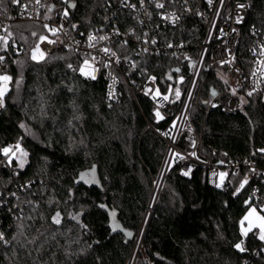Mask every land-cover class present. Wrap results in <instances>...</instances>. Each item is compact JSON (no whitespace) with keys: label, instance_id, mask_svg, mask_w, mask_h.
<instances>
[{"label":"trees","instance_id":"trees-1","mask_svg":"<svg viewBox=\"0 0 264 264\" xmlns=\"http://www.w3.org/2000/svg\"><path fill=\"white\" fill-rule=\"evenodd\" d=\"M72 1L74 17L89 27L100 23L113 0ZM245 1L249 9L237 60L247 103L227 113L224 97L203 111L208 107L203 102L223 87L211 74L190 119L205 145L264 166V94L251 88L253 59L246 50L251 28L264 37V0ZM13 29L22 50L10 54L12 86L0 113V192L8 199L0 207L7 241H0V264H126L167 152V142L147 121L162 129L169 118L159 117L143 96L140 104L126 91L108 100L106 74L94 79L80 74L81 56L72 50L33 60L43 25L16 23ZM166 62L154 58L149 71L166 74ZM191 143V134L183 133L179 145ZM14 145L19 149L10 156ZM244 174L230 173L232 187L224 191L207 184L202 168L188 175L174 161L136 263L264 264V240L256 230L245 236L246 249L236 247L244 237L240 218L252 204L250 188L258 185L264 193L263 174L249 182Z\"/></svg>","mask_w":264,"mask_h":264},{"label":"built area","instance_id":"built-area-1","mask_svg":"<svg viewBox=\"0 0 264 264\" xmlns=\"http://www.w3.org/2000/svg\"><path fill=\"white\" fill-rule=\"evenodd\" d=\"M72 3V0H0V77L9 78L0 79V92L5 83L9 88L12 86L10 54L22 50L13 26L38 23L45 28L37 40L45 55L59 49L78 53L81 62L78 68L74 64L72 68L90 78L105 73L108 100L117 101L126 91L140 104L143 96L159 117L169 118L162 129L147 121L148 128L167 142L164 163L175 159L188 175L202 168L207 184L224 191L232 187L230 173L245 172V182L264 175V166L255 161L233 160L226 150L205 145L190 119L192 106L201 107V95L211 74L216 75V82L223 87L216 89L212 99L203 102L208 105L203 111L208 113L224 97L227 113H236L245 105L247 97L242 91L246 81L237 52L244 41L242 21L249 9L247 1L113 0L101 12L100 23L89 27L76 20ZM251 34L252 41L246 48L253 59L251 88L264 94V37L254 28ZM154 58L168 60L170 68L166 74L149 71ZM4 106L2 95L0 113ZM185 132L191 134L189 148L179 145ZM9 152L12 156L13 150ZM4 193L0 192V207L8 201L1 199ZM249 198L264 209V193L258 185L250 188ZM9 210L12 213V208ZM238 245L246 249V237Z\"/></svg>","mask_w":264,"mask_h":264},{"label":"rangeland","instance_id":"rangeland-1","mask_svg":"<svg viewBox=\"0 0 264 264\" xmlns=\"http://www.w3.org/2000/svg\"><path fill=\"white\" fill-rule=\"evenodd\" d=\"M33 56H35V58H33ZM44 57H45L44 52L41 50L39 44L36 43L32 47L31 58L33 60L40 61V60L44 59ZM9 89L10 88L5 83L1 87V92L3 93V95H5ZM244 103L245 104L247 103V100L245 98H244ZM18 149H19V147L17 149H13L12 148V150H13L12 156H14V154L17 153ZM164 161H165V158H164ZM164 161H163V165H162V169H161L160 173L162 172V177L164 176V174H166V175H165L164 179L162 177L159 179V175H160V173H159V175L154 180L153 187H152V192H151V202H152L151 204H152V206L151 207L148 206V209L146 210L145 217H144L145 220H146L147 213H148V215H149V212L151 213V208L153 207V204L156 203V201H157V199L159 197V194H160V192L163 189V186H164L165 179L167 177L168 171L170 170L171 165L175 161V159H174L173 162L169 163L168 167H167V164L164 163ZM253 209H255V211H253ZM145 220H144V224L142 225L141 231L138 234L137 239L135 241V244H136V242H138L139 239H140L141 243H140L139 248L141 250L143 249V247H142V240H143L142 237L144 235L143 233H144V228H145V225H146V221ZM239 224H240L239 225L240 226V231H241V233L243 234L244 237L249 232H251L252 230H256L258 235H259V237L261 238L262 236H264V212H263V210L260 207H258L257 205H255L254 203L250 204V206L248 207L246 212L240 218ZM135 244H134V246H135ZM134 246H133L132 250L134 249ZM138 250H137V253H136L137 255H135V257H134V261L131 260V257H132V251H131L130 257H129V259H128L126 264H137L136 260H137V257H138Z\"/></svg>","mask_w":264,"mask_h":264},{"label":"snow or ice","instance_id":"snow-or-ice-1","mask_svg":"<svg viewBox=\"0 0 264 264\" xmlns=\"http://www.w3.org/2000/svg\"><path fill=\"white\" fill-rule=\"evenodd\" d=\"M159 6H161L162 7V5H159ZM65 15H67V13H65ZM41 39L43 40V39H45L44 37H41ZM90 39H93V37H90ZM101 39H104V37H101ZM51 42V41H50ZM105 52H107L108 51V49H105L104 50ZM33 58H35V56H33ZM93 79L95 78V77H92ZM0 79H2V80H7V79H9L8 77H0ZM178 94V93H177ZM251 94V93H250ZM3 95V93L2 92H0V96H2ZM166 98V97H165ZM18 147V146H17ZM8 151H9V149H4V152H5V154H7L8 153ZM24 155H26V153H24ZM253 211H255V209H253ZM113 215H114V213H113ZM59 221H57V223H58ZM262 239H264V236H262L261 237ZM0 241H4V236H3V233H0ZM5 243H7V241H4ZM236 247L237 248H239L240 247V245H236Z\"/></svg>","mask_w":264,"mask_h":264},{"label":"bare ground","instance_id":"bare-ground-1","mask_svg":"<svg viewBox=\"0 0 264 264\" xmlns=\"http://www.w3.org/2000/svg\"><path fill=\"white\" fill-rule=\"evenodd\" d=\"M152 203V202H151ZM149 215H150V212H149ZM149 215H148V213H147V216H146V222H147V220H148V217H149ZM144 224V223H143ZM145 227H146V225H145ZM146 230V228H144V231ZM142 239H143V237H142ZM141 239V240H142ZM140 243H141V241H140V239H139V241L138 242H136V244H135V246H134V249L132 250V257H131V260H133L134 261V257H135V255H137L136 253H137V250L139 249V246H140ZM139 251V250H138Z\"/></svg>","mask_w":264,"mask_h":264},{"label":"water","instance_id":"water-1","mask_svg":"<svg viewBox=\"0 0 264 264\" xmlns=\"http://www.w3.org/2000/svg\"><path fill=\"white\" fill-rule=\"evenodd\" d=\"M72 6H74V4L72 3ZM168 163H167V167H168ZM164 169V168H163ZM165 175L166 174H164V176L162 177V172L160 173V175H159V179L162 177L163 179L165 178ZM162 179V180H163ZM154 191V190H153ZM149 206L151 207L152 206V204H151V199H150V203H149ZM154 206H155V203L153 204V207L151 208V213H150V215H149V217H148V220H147V222H146V227L145 228H147V226H148V223H149V220H150V218H151V215H152V212H153V209H154Z\"/></svg>","mask_w":264,"mask_h":264}]
</instances>
